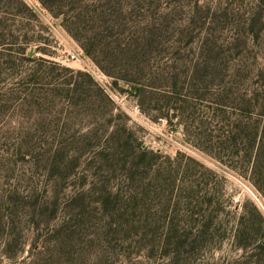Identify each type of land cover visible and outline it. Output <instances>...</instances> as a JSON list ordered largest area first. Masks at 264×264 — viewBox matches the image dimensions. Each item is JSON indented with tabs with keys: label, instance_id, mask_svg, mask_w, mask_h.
I'll list each match as a JSON object with an SVG mask.
<instances>
[{
	"label": "rangeland",
	"instance_id": "rangeland-1",
	"mask_svg": "<svg viewBox=\"0 0 264 264\" xmlns=\"http://www.w3.org/2000/svg\"><path fill=\"white\" fill-rule=\"evenodd\" d=\"M22 1L0 2V264H264L230 236L264 202L190 143L207 61L264 67V0Z\"/></svg>",
	"mask_w": 264,
	"mask_h": 264
},
{
	"label": "trees",
	"instance_id": "trees-1",
	"mask_svg": "<svg viewBox=\"0 0 264 264\" xmlns=\"http://www.w3.org/2000/svg\"><path fill=\"white\" fill-rule=\"evenodd\" d=\"M10 1L19 12L34 18L22 0ZM3 36L0 35V42H3ZM13 38L17 40L15 36ZM2 46L0 43V48ZM81 48L92 58L84 46ZM205 70L206 111L200 128H194L196 139L190 142L191 146L245 180L264 202V67L258 68L245 61L231 64L209 60ZM200 166L208 175H215L211 169ZM206 202L211 200L207 198ZM252 209L254 217L246 219L240 215L230 236L234 247L244 256L258 258L264 256V219L255 207ZM208 230L205 226L201 234ZM178 234L187 237L186 233Z\"/></svg>",
	"mask_w": 264,
	"mask_h": 264
},
{
	"label": "built area",
	"instance_id": "built-area-1",
	"mask_svg": "<svg viewBox=\"0 0 264 264\" xmlns=\"http://www.w3.org/2000/svg\"><path fill=\"white\" fill-rule=\"evenodd\" d=\"M78 54L76 53V54H71L70 55V60H75V59H77L78 57ZM92 73H93V75L99 80V81H101V79H100V75H99V73L98 72H95V71H92Z\"/></svg>",
	"mask_w": 264,
	"mask_h": 264
}]
</instances>
